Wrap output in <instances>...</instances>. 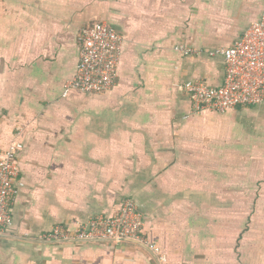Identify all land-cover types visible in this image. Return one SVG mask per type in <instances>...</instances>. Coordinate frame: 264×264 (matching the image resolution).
<instances>
[{
	"label": "crops",
	"instance_id": "crops-1",
	"mask_svg": "<svg viewBox=\"0 0 264 264\" xmlns=\"http://www.w3.org/2000/svg\"><path fill=\"white\" fill-rule=\"evenodd\" d=\"M263 7L0 0V149L22 144L24 183L0 237V264H264V103L191 115L183 90L186 82L222 85L224 60L209 54L230 48ZM97 22L122 37L115 85L62 97L80 30ZM257 182L262 202L253 213ZM125 198L159 254L130 241L37 239L58 224L73 232L92 216H111Z\"/></svg>",
	"mask_w": 264,
	"mask_h": 264
},
{
	"label": "built area",
	"instance_id": "built-area-1",
	"mask_svg": "<svg viewBox=\"0 0 264 264\" xmlns=\"http://www.w3.org/2000/svg\"><path fill=\"white\" fill-rule=\"evenodd\" d=\"M78 47L75 74L64 82L62 97L73 91L86 95L110 91L117 77L122 37L107 24L97 22L80 30ZM175 50L186 56L195 54L183 45L176 46ZM209 55L223 58V83L218 88L202 81L184 83L183 90L190 100L191 115L203 111L225 113L264 103V7L260 19L250 24L230 48L219 49ZM22 148L21 143L13 141L7 148L0 149V237L8 235L13 224L11 208L18 190L24 187L17 165V156ZM143 227L142 214L131 199L125 198L111 216H92L77 223L73 232L58 224L37 239L53 244L126 240L159 254L158 247L148 244L142 237ZM159 260L164 262L165 258L160 256Z\"/></svg>",
	"mask_w": 264,
	"mask_h": 264
},
{
	"label": "rangeland",
	"instance_id": "rangeland-1",
	"mask_svg": "<svg viewBox=\"0 0 264 264\" xmlns=\"http://www.w3.org/2000/svg\"><path fill=\"white\" fill-rule=\"evenodd\" d=\"M260 182H257L256 183V186L255 188L253 189L255 192L253 193V197H252V201H253V213L256 211V209L258 207L256 206H259L261 203L259 201L262 202V199H260V197H258V194H259V189H260ZM251 199V198H250ZM264 205V204H263ZM256 207V208H255ZM254 219H255V216L253 217V219L251 220V223H254ZM253 221V222H252Z\"/></svg>",
	"mask_w": 264,
	"mask_h": 264
},
{
	"label": "water",
	"instance_id": "water-1",
	"mask_svg": "<svg viewBox=\"0 0 264 264\" xmlns=\"http://www.w3.org/2000/svg\"><path fill=\"white\" fill-rule=\"evenodd\" d=\"M124 241H126V240H124Z\"/></svg>",
	"mask_w": 264,
	"mask_h": 264
}]
</instances>
